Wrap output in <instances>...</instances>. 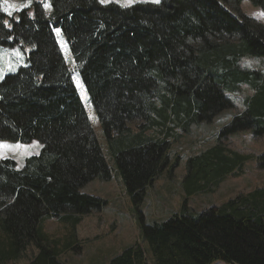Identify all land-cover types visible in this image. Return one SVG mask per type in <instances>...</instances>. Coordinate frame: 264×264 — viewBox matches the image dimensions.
Wrapping results in <instances>:
<instances>
[{"label": "trees", "instance_id": "16d2710c", "mask_svg": "<svg viewBox=\"0 0 264 264\" xmlns=\"http://www.w3.org/2000/svg\"><path fill=\"white\" fill-rule=\"evenodd\" d=\"M9 16L0 0V45L21 47L27 65L0 80V141L42 144L19 169L0 157V264H66V250L81 253L77 226L107 200L83 192L94 179L111 180L112 163L141 220V240L108 264H264V184L197 212L187 205L199 192H215L240 176L252 157L227 145L251 131L264 137V74L243 67L264 60V23L243 12L249 1L159 0L124 7L100 0H44ZM231 8V10H230ZM4 21L8 23L5 24ZM68 42L72 63L100 124L94 130L80 88L58 41ZM246 84L253 92L217 141L186 156L182 209L147 223L141 209L149 187L172 175L183 156L173 143L195 123L211 122L235 106L228 93ZM101 138V139H100ZM264 168V152L257 157ZM68 225L60 240L45 223ZM150 255L151 262L148 257Z\"/></svg>", "mask_w": 264, "mask_h": 264}, {"label": "rangeland", "instance_id": "374dc122", "mask_svg": "<svg viewBox=\"0 0 264 264\" xmlns=\"http://www.w3.org/2000/svg\"><path fill=\"white\" fill-rule=\"evenodd\" d=\"M136 2H154V0H132L131 4ZM44 3L49 5L45 0ZM106 3H116L122 6L124 0H107ZM30 4V0H1L2 9L8 8L12 15ZM241 8L247 15L264 23L263 12L249 1L243 2ZM45 9L49 16L50 8L45 7ZM58 40L69 67L74 72L75 81L80 88V94L95 133L101 137L96 112L88 93L83 88L78 72L73 66L68 42L60 33H58ZM26 65V53L21 47L11 48L0 45V80L6 74L15 73L21 66ZM241 65L250 69H258L264 74V60L262 58L247 56L242 59ZM252 92L253 90L249 85H241L239 91L228 93L229 98L235 103L234 108L224 110L209 123L193 124L189 133L179 131L181 136L178 138V142L173 143L172 152L175 157L177 155L183 156L180 159V166L172 175L166 173L161 175L149 187L147 197L141 208L145 212L144 218L147 223L162 221L182 209L185 194L181 186V179L185 173L186 156L213 145L218 139L221 128L228 124L235 115L243 111L244 99ZM226 143L232 149L251 154L254 157L246 162L240 176L229 175L215 192H199L190 196L187 205L197 212L209 206L224 203L241 192H248L264 184V168L259 166L257 159L258 155L264 152V137H256L251 131H243L231 136ZM40 149H42V144L38 140H34L32 144L0 141V157L12 158L22 165L27 157L36 154ZM116 166L112 163L113 177L111 180L94 179L84 186L83 192L99 196L107 200L108 204L101 212L83 217L77 226L78 243L83 249L81 253H76L71 249L64 251L59 256L61 262L66 264H108L113 256L136 242L146 246V243L141 240L140 216L126 193L122 175ZM45 227L48 232L56 235L60 240L68 237L70 233V227L60 223L55 218L47 220ZM35 254L36 249L32 246L19 259L8 261L5 264H27ZM148 257L151 262L150 255ZM212 264L227 263L217 261Z\"/></svg>", "mask_w": 264, "mask_h": 264}, {"label": "snow or ice", "instance_id": "6c2138e0", "mask_svg": "<svg viewBox=\"0 0 264 264\" xmlns=\"http://www.w3.org/2000/svg\"><path fill=\"white\" fill-rule=\"evenodd\" d=\"M100 2H101V3H106L107 0H100ZM154 2H155V3H159V0H154ZM131 3H132V0H124V3L122 4V6H124V7L130 6ZM24 6L26 7L27 5H24ZM13 7H15V6L13 5ZM45 7H49V5L46 4ZM3 10H4L5 12H7V14H8L9 16L12 15V12L9 11L8 8H4ZM262 15H264V13H262ZM4 23L7 24L8 22H7V21H4Z\"/></svg>", "mask_w": 264, "mask_h": 264}, {"label": "crops", "instance_id": "0c3cea01", "mask_svg": "<svg viewBox=\"0 0 264 264\" xmlns=\"http://www.w3.org/2000/svg\"><path fill=\"white\" fill-rule=\"evenodd\" d=\"M32 143H33V142H31V143H29V144H32ZM37 149H39L38 146H37ZM40 151H41V149H40ZM40 151L37 152L36 154H33V155H37V154H39ZM16 162H17V166H18L19 169H22V168L24 167V165H25V161H24V164H23V165H22L19 161H17V160H16Z\"/></svg>", "mask_w": 264, "mask_h": 264}]
</instances>
